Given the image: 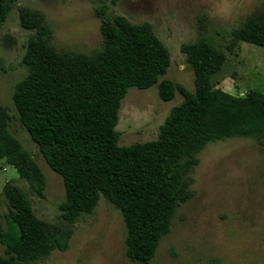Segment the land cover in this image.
<instances>
[{
    "label": "trees",
    "instance_id": "trees-1",
    "mask_svg": "<svg viewBox=\"0 0 264 264\" xmlns=\"http://www.w3.org/2000/svg\"><path fill=\"white\" fill-rule=\"evenodd\" d=\"M15 1L0 0V28ZM96 14L104 47L88 55L56 50L44 16L20 8L22 27L34 33L23 57L28 72L17 84L14 99L22 125L63 178L62 217L74 222L84 212L93 213L105 197L125 217L129 256L148 263L169 233L177 208L191 195L192 168L208 143L252 137L264 150V96H241L216 87L213 78L226 54L207 39L183 45L195 73L194 91L161 79L171 65V52L153 25L111 15L105 4ZM233 36L264 47V3ZM155 84L163 100L173 99L177 91L184 100L171 110L157 139L120 145L117 125L123 98L132 86ZM8 122L0 105V173L4 160L42 195L45 173L10 132ZM4 194L8 226L0 220V243L9 256L0 255V264H33L54 250L68 249L71 231L38 218L22 187L7 183Z\"/></svg>",
    "mask_w": 264,
    "mask_h": 264
},
{
    "label": "rangeland",
    "instance_id": "rangeland-1",
    "mask_svg": "<svg viewBox=\"0 0 264 264\" xmlns=\"http://www.w3.org/2000/svg\"><path fill=\"white\" fill-rule=\"evenodd\" d=\"M264 0H16L0 28V105L9 115L8 127L32 154L46 176L42 195L34 192L14 166L1 163L0 220L7 227V183L22 187L41 220L71 231L69 247L54 250L33 264H264V150L252 137L208 143L193 166L191 195L180 204L169 233L148 263L127 251V226L121 210L101 197L93 213L74 222L62 217L66 199L63 178L46 162L39 146L22 125L14 95L27 75L23 63L32 30L22 27L20 8L41 13L52 29L51 45L60 52L93 55L104 47L96 8L133 23L149 22L171 52V65L161 77L195 90V73L183 45L207 39L224 51L226 61L213 78L216 87L233 94L264 96V47L237 41L233 33ZM184 100L177 91L163 100L159 86H132L122 100L117 129L119 144L145 143L159 137L171 110ZM0 255L9 256L0 243Z\"/></svg>",
    "mask_w": 264,
    "mask_h": 264
}]
</instances>
